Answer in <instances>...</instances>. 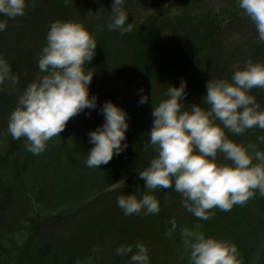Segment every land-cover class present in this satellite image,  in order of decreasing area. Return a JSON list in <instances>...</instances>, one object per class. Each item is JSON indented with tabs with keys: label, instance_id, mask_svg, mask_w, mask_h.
<instances>
[{
	"label": "clouds",
	"instance_id": "9594fccd",
	"mask_svg": "<svg viewBox=\"0 0 264 264\" xmlns=\"http://www.w3.org/2000/svg\"><path fill=\"white\" fill-rule=\"evenodd\" d=\"M126 2L113 0L108 29L122 34L134 30L135 21L129 22ZM30 3L36 6V0H0V31L7 30L9 19L24 16ZM238 3L255 23L258 39L264 41V0ZM102 11L103 8L99 13H89L98 15ZM46 39L38 54L41 71L18 96L8 131L17 140L26 137L28 150L40 154L71 118L86 109L91 115V110L99 107L105 120L88 134L94 146L85 162L100 168L128 148L130 114L111 99L100 106L98 94H91L95 72L89 64L98 46L93 31L81 22L57 19ZM232 67L230 79L211 78L207 82L203 103L187 104L188 81L183 77L179 86L168 87L166 98L159 103L152 97L154 120L144 148L149 151L154 147L157 154L146 168L139 169L145 185L138 192L119 195L118 204L126 215L158 214L161 201L155 194L157 189L174 188L180 192L184 207L202 220L214 217L217 208L231 211L236 204L246 203L257 190L264 194V149L257 143L245 144L229 136V132L242 135L252 128L264 129V105L252 92L254 88H264V61L249 57ZM20 81V74L0 53V91L6 85L15 89ZM138 91L142 93L138 103H148L150 96L144 87ZM257 139L264 142V133ZM171 224L173 229L177 226L174 217ZM183 231L190 264H241L236 243L199 229ZM116 252L121 256L131 253L133 264H152L150 249L143 241L121 244Z\"/></svg>",
	"mask_w": 264,
	"mask_h": 264
},
{
	"label": "rangeland",
	"instance_id": "374dc122",
	"mask_svg": "<svg viewBox=\"0 0 264 264\" xmlns=\"http://www.w3.org/2000/svg\"><path fill=\"white\" fill-rule=\"evenodd\" d=\"M103 1L97 8L90 10L82 0H50L51 6L55 9L67 8L69 11L71 8L74 16L73 21H87L86 24L89 26H86L90 30L91 27L100 29L93 30L98 40L95 56H100L102 50L109 52L110 61L108 63H114L117 70L119 66L114 60L119 59L120 65L128 70L133 62L138 60L137 57L141 58L143 62L141 75L131 72L135 75L133 79L135 82L130 86H126L119 78L120 73H116L117 76L107 83L100 82L94 75L90 86L91 94H98L100 106L111 99L128 110L131 121L128 134L138 132L137 130L143 126L148 115L152 114L153 100L159 103L166 98V92L170 85L164 86L162 80L165 75L156 77L155 72L159 69V61L163 62L164 57L168 56L170 48L172 46L174 48L178 40H187L189 44L195 45L198 40L202 42L208 39L212 33L216 32L219 35V40L216 39L212 49L201 51L202 53L196 58L190 71V74L197 78L188 84L189 94L186 102L189 105L194 102L203 103L202 98L207 93L206 84L211 78L230 79L234 71L232 66L235 62L243 63L249 57L255 61H264V47H262L264 41L258 39L255 23L243 13L238 0H127L125 5L127 11L139 14L138 17L133 16V18H131L132 15H129V22L135 21V28L132 32L124 34L118 30L104 28L111 20L109 12L112 9L108 2L104 3ZM45 3V0H36L39 8L35 6L34 11L37 13L35 12L31 16L36 23L29 22L24 27L18 26L16 31L20 32V38L18 40L15 38L16 43L14 41L10 44L0 42L15 58H21L20 47H33L34 43L38 41L37 36H45L44 32L38 31L39 28L41 30L45 28V21L42 19L48 17L47 15H52L48 12L51 9H47L46 6L40 8ZM102 8L104 11L98 15L89 13L90 11L99 13ZM139 10L144 11L140 12ZM197 21L200 25L196 23ZM193 32L196 33L193 34ZM10 33L11 31H9V35ZM36 33L39 34L35 37ZM149 35L153 37L149 38ZM194 36L197 37L195 41ZM213 37L215 38V36ZM259 45L263 53L254 56L253 54L259 50ZM229 56L234 57L233 63L228 62ZM121 71L123 72V70ZM107 72L112 74L114 71L110 68ZM125 73L122 74V77ZM113 86H117L116 88L121 91L119 95L112 96L113 90L109 87ZM141 87H144L150 96L149 102L143 105L138 103L142 95L138 91ZM8 89L6 86L5 92ZM252 92L264 105V88H254ZM0 103V124L3 123L2 126H5L1 129H5V132L0 135V197L5 190L12 191L11 211L14 213L8 212L0 229L2 235L7 232L9 241L3 251L4 264L7 262L9 264L18 263L23 260L22 257L25 255L21 256L22 251L21 249L17 250V247L21 248L27 244L30 238L29 231L23 229L25 231L20 232L19 230L20 235L18 231H9V226L11 227L18 221L17 219L23 217L20 215L24 213L22 212L24 210L31 211L34 208L31 216L35 218H38L36 217L38 215L47 218L53 217L56 213L73 215L60 224L37 232L32 245L36 251L35 254L38 250H49L50 244L43 237L46 234L45 230H48V233L53 234L54 238L58 240H67L77 233L93 234L94 241H98L99 234L103 238H112L113 234L118 232L121 223L119 195L138 192L145 183L130 184L125 176L124 152L115 155L108 164H103L100 168L97 167L96 174L76 167L67 153L72 148L89 152L94 146L89 142L88 134L103 124L105 120L99 107L91 110V115H88L89 110L86 109L71 118L67 127L59 136L53 137L48 142L47 149L40 154L29 151L27 148L29 141L26 137H22L17 146L20 149L19 156L13 153L3 163L1 155L7 153L11 144L12 134L8 131V122L15 107L12 105L4 107L5 101L0 100ZM128 134L127 136H129ZM229 136L245 144L250 143L247 133L237 135L229 132ZM58 150L63 152L60 159L57 158ZM223 158V154H221L220 159ZM177 193L180 192L177 191ZM39 194L42 195V200L38 199ZM258 196L259 200H254L252 205L253 214L256 217L255 224L252 226H247L248 224H244V221L240 225L241 218L235 220L239 225L230 226L224 223L220 218L222 210L217 208L216 215L208 220L183 213L184 216H180L179 223L178 220L176 221L177 226L174 229L171 221L162 224V233L169 237L174 252L178 255L180 263L183 264H188V259H190V249L183 231L185 228L199 229L209 236H216L236 243L241 264H262L264 261V194L259 192ZM182 200V196L176 198L177 204H180V207L177 205L178 209L187 211ZM243 224L244 226H242ZM18 254H20V258ZM37 254L35 259L38 264L51 262L49 256L42 253ZM113 259L112 249H104L101 255L97 254L95 258L78 264H113ZM119 263L125 264L123 259L119 260Z\"/></svg>",
	"mask_w": 264,
	"mask_h": 264
},
{
	"label": "trees",
	"instance_id": "16d2710c",
	"mask_svg": "<svg viewBox=\"0 0 264 264\" xmlns=\"http://www.w3.org/2000/svg\"><path fill=\"white\" fill-rule=\"evenodd\" d=\"M46 3L40 8H44L45 6L47 9H51V11H48L52 15L48 17H45L44 20V26L41 30V28L38 29L39 32H44L45 36H37L38 34H34L37 38V42L34 43L33 47H20V57L21 58H15L9 53V50H7L2 44H0V53H3L7 59L10 61V63L13 65V70L15 72H18L21 76L20 84L15 87V89L9 88L7 92L0 91V100L5 101V106H14L17 107V99L20 93L24 90V88L27 86V84L32 81L36 74L39 73L41 70L39 68V53L42 51L43 47L47 43V33L50 29V26L53 21L57 19H63V20H73L74 16L72 14V9L70 8L69 11L67 8H53L51 6L50 0H45ZM59 1V0H58ZM86 7H88L90 10L95 9L98 7V5H101L103 0H82ZM104 3L108 2V5H110V9H112L113 0H104ZM50 4V5H49ZM36 7L39 8V6L36 4ZM35 7H32L31 4H29V7L26 10V14L24 16H18L16 19H9V26L8 31H0V42L5 44H10L12 41L15 42L20 38V32L16 31L18 30V26L24 27L27 23H36L35 20H33L31 17L35 14L36 11H34ZM87 9V10H89ZM86 11V9H85ZM112 11V10H111ZM110 11V12H111ZM140 12L144 10H139ZM87 12V11H86ZM129 15L138 17L137 15L139 13H134L132 11H128ZM37 13V12H36ZM110 14V13H109ZM104 16H106L104 14ZM107 16H110L107 14ZM134 17V18H135ZM135 20V19H133ZM200 21V20H199ZM87 21H81V23L86 24ZM200 25V23L197 21ZM42 24V23H41ZM43 25V24H42ZM89 26V25H87ZM104 28H108L107 25L104 26ZM91 30H100L93 29L91 27ZM9 31H11L9 35ZM219 31V30H218ZM217 31V32H218ZM33 32V31H32ZM197 32V31H196ZM196 32H193L195 34ZM216 33V32H215ZM212 33L209 35L208 39H205L204 41L200 42V40L194 43L189 44V41H181L178 40L177 45L173 48H170V52L168 53V56L163 59V62L160 63L159 61V69L156 70L155 76L158 77L160 75H165L164 80H162L164 86H169L171 84L179 85L181 83V77L187 79L188 84L194 82V79L197 77H193L192 74H190V71L195 64L196 58L199 57V55L202 53L201 51L210 50L213 48L214 43H216V39L219 40L218 33ZM9 35V36H8ZM215 36V38L213 37ZM152 35H149V38H152ZM177 38V37H175ZM194 41L197 40V37L194 36ZM5 40V41H4ZM175 40V39H174ZM9 43H8V42ZM12 42V43H14ZM185 42V43H183ZM193 42V41H192ZM16 43V42H15ZM172 45V43H171ZM264 47V46H262ZM122 50L123 48L120 47ZM262 52V49L257 50L256 53L253 55H259ZM264 54V53H263ZM226 55V54H222ZM136 57V56H135ZM230 60H228L229 63H233V56H229ZM138 60H135L131 67L127 70L124 67L120 65L119 59L114 60V62H117L118 64V70L114 63H108L110 61L109 52L102 50V53L100 56H95L90 64L89 67L92 68L93 72H95V76L98 77L99 81L107 83L111 81L110 79H114V76H117L118 73L121 74L119 78L122 79L123 83L126 84V86H130L133 82H135L133 79L135 78V75L132 73H136L137 75H141L142 69H143V62L141 61V58L137 57ZM132 63V62H131ZM122 67V69H121ZM111 68L112 71H114L112 74H109L107 71ZM126 71L129 73H125V75L122 77V74H124ZM132 72V73H131ZM117 73V74H116ZM153 76V77H155ZM197 80V79H196ZM5 86V87H6ZM117 87V86H116ZM115 86L109 87L112 92V96L119 95L120 90L116 88ZM261 102V101H260ZM12 103V104H7ZM1 104V103H0ZM154 117L152 114H149L147 119L145 120V123H143V126H137L139 129L136 133H130L127 136L128 141V148L124 151V165H125V176L129 180L130 184H136V183H145V181L140 178L139 176V169L146 168L152 159L153 156H155L157 153L155 151V148L153 147L149 151H145L144 148V140L150 139V130L153 125ZM1 122V121H0ZM7 123V122H6ZM3 123L0 124V135H2L5 132L4 130H1L3 127ZM5 125V122H4ZM245 133L248 134L250 138V143H257L260 148L264 149V142L258 141V136L262 133H264V129L260 128H252L247 130ZM11 144L9 145L8 151L6 154L1 155L2 162H6L9 157L15 153L17 156H19L20 149L18 146V143L20 141L15 139L13 136H11ZM19 149V150H18ZM85 151V152H84ZM79 150V148H72L67 153L72 158V160L75 163V166L78 168H81V170L90 171L92 174H96L97 167H89L86 164L87 159V153L86 150ZM63 152H60L58 150V156L57 158L60 159L62 157ZM222 161L224 160L221 159ZM147 191V189L145 190ZM258 193L259 190L256 191V194L248 199V201L244 204H236L231 211H224L222 210L220 214V218L224 223H227L228 225L232 226L234 224H238L235 222L236 219L241 218V222L239 224L241 225L242 222L245 224L247 223V226H252V224H255L256 217L253 214V202L254 200L257 201L258 199ZM155 194L161 201V211L158 214H149V215H142V214H132V215H126L123 208H120V218L121 223L118 229V232H115L113 234L112 238H103L99 234L98 241H94L95 238H93V234H76L73 235L71 238H68L67 240H61L54 238L53 234L48 233V230H45V233L43 237L46 239V242L50 244L49 250H38V254L40 253L49 256V260L51 261L48 264H78L82 261H87L89 259L95 258V256L101 255L102 250L104 249H112L114 259L112 260L113 264H120L119 260L123 259L125 264H133V262L130 260L131 253L121 256L117 254L116 249L121 244H135L137 242L143 241L150 249V256L152 264H183L180 263L178 255L174 252L173 245L171 244V240L169 237H166L162 233V224L170 223L172 218L174 217L176 221L178 220V223L180 221V216L185 214H189V216H194L191 212L188 210H179L177 204L176 198L181 197L182 195L180 193H177L175 189H157L155 190ZM38 199L42 200L43 197L41 194L38 195ZM12 200L13 195L12 191L10 189L5 190L3 192V195L0 197V229L2 224L4 223V218L6 215H8V212H11L12 208ZM178 205V206H177ZM180 207V206H179ZM54 208V207H53ZM52 210V209H49ZM24 212L20 216L23 215V217L17 219L11 227L9 226V231L14 232L20 230V232H24L27 229L30 233V238L26 245L20 247H17V250L21 249V256L22 254H25L22 258L23 260L14 264H38V261L35 259V250L33 249V240L36 237V234L38 231H41L43 229H48L49 227H53L57 224H60L61 222H64V220H68L70 217H73V215L69 213H56L53 217H43L42 215H38L35 218L34 216H31L32 212H34V208L30 210H24ZM184 216V215H183ZM18 222V223H17ZM24 226H22V225ZM238 224V225H239ZM244 224L242 226H244ZM122 225V226H121ZM19 227V228H18ZM121 227V228H120ZM19 232V235H20ZM7 232H4V234H0V264H4V260L2 259V256H4V249L6 248V245L8 244L7 240ZM107 236V235H106ZM48 250V251H47ZM135 250V249H134ZM97 252V253H96ZM20 254H18L20 258ZM21 258V259H22ZM6 264H9L7 262ZM188 264H190V259H188ZM264 264V261L262 262Z\"/></svg>",
	"mask_w": 264,
	"mask_h": 264
}]
</instances>
